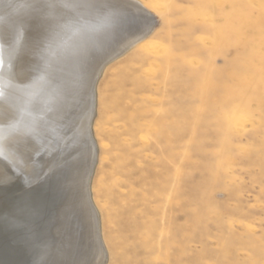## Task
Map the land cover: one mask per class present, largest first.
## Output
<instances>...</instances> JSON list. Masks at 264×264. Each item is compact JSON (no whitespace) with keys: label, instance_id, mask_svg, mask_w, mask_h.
Instances as JSON below:
<instances>
[{"label":"rangeland","instance_id":"rangeland-1","mask_svg":"<svg viewBox=\"0 0 264 264\" xmlns=\"http://www.w3.org/2000/svg\"><path fill=\"white\" fill-rule=\"evenodd\" d=\"M114 2L136 40L95 86L101 244L26 245L0 210V264H264V0ZM43 59L29 55V70ZM49 144L26 192L36 210L48 185L84 169V147Z\"/></svg>","mask_w":264,"mask_h":264},{"label":"bare ground","instance_id":"bare-ground-1","mask_svg":"<svg viewBox=\"0 0 264 264\" xmlns=\"http://www.w3.org/2000/svg\"><path fill=\"white\" fill-rule=\"evenodd\" d=\"M114 1L0 0V210L8 211L11 221L18 219L17 235L26 245L36 236L62 242L69 253L79 251L86 238L93 246L101 244L87 181L97 152L90 86L102 62L136 40L126 38L121 2ZM33 54L44 58L35 72L27 63ZM51 142L60 149L77 148L75 155L85 148L84 169L72 181L48 185L36 210L26 192L32 189L31 175L42 162L43 148Z\"/></svg>","mask_w":264,"mask_h":264},{"label":"water","instance_id":"water-1","mask_svg":"<svg viewBox=\"0 0 264 264\" xmlns=\"http://www.w3.org/2000/svg\"><path fill=\"white\" fill-rule=\"evenodd\" d=\"M111 60V57H109V59H105L103 62H102V64H103V66L101 67V70L100 71H98V70H95V73H93V79H92V85L90 86L91 87V92H92V95H93V100L95 99V93H96V91H95V86H96V84H97V81H98V78H99V73H101L102 72V70H103V68L106 66V64L109 62ZM95 101V100H94ZM94 112H95V108H94ZM93 112V113H94ZM89 132L91 133L90 135H92V132H91V129L89 130ZM95 164V163H94ZM94 166V165H93ZM93 171H94V168H93V170H92V172H91V174H90V176L88 175V177H87V181H88V179H89V181L88 182H90L91 181V179H92V175H93ZM88 188H89V186H88ZM89 199H90V196H89Z\"/></svg>","mask_w":264,"mask_h":264}]
</instances>
